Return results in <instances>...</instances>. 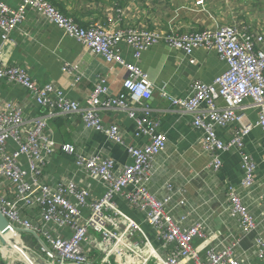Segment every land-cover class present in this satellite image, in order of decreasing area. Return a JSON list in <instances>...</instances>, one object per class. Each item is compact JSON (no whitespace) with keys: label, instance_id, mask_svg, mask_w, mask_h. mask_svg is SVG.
<instances>
[{"label":"built area","instance_id":"1","mask_svg":"<svg viewBox=\"0 0 264 264\" xmlns=\"http://www.w3.org/2000/svg\"><path fill=\"white\" fill-rule=\"evenodd\" d=\"M203 3L197 0L195 6ZM27 11L55 25L91 55L102 57L106 64L125 68L121 91L109 97L104 78L98 76L82 106L67 99L53 83L40 85L30 78L26 69L6 63L4 45ZM0 40V80L26 90L42 109L40 115L26 117L18 102L0 98V212L17 234H23L17 232L22 230L38 235L49 251L26 233L40 249L41 254L35 253L37 257L46 264H149L153 260L156 264H179L181 259L193 264H250L244 259V252L237 255L235 251L258 228L244 198L254 196L255 203L264 204V179L261 183L257 181L256 163L243 151V139L254 128L261 131L264 149V51L254 47V41L261 42L262 37L254 38L228 25L215 31L191 30L183 34L135 28L113 31L96 23L85 28L46 0H21L16 9L0 0ZM121 43L132 49L136 62L142 52L163 44L185 54L197 48L214 51L226 66L208 84L191 82V96L187 99L172 97L163 88L158 89L164 101L192 116V128L199 133L200 152L208 157V170L213 173L220 170L221 153L232 151L240 156L243 193L227 186L225 202L221 204L222 212L236 221L237 234L216 241L205 252L204 260L192 244L205 238V222L199 218L184 225L196 215L187 209L185 190L174 189L170 181H165L156 191L150 189L153 163L164 152L166 138L157 132L158 120L148 104L154 86L136 64H127L120 57ZM61 71L77 72L78 65L65 63ZM79 80L77 76L74 83ZM249 107L256 109L254 123L244 113ZM111 109L124 112L133 120L132 138L144 143L133 146L124 141L118 126L102 124L98 112ZM139 111L142 117L136 116ZM74 115L80 117L86 130L102 133L124 147L131 164L118 166L112 158L100 153L85 155L78 153L74 144L56 143L48 123L57 116ZM231 124H234L232 137L227 142L218 139L216 129ZM13 145L15 149L8 150ZM57 152L73 156L77 171L96 181L103 188L102 195L95 198L80 182L64 176L49 185L43 179V171ZM117 197L143 216L154 232L159 249L167 250L170 245L172 249L164 256L159 255L141 226L118 208ZM175 197V207L184 209L177 220H173L168 210ZM20 242L24 244L21 238ZM255 246L256 258L264 260V242L257 238Z\"/></svg>","mask_w":264,"mask_h":264},{"label":"crops","instance_id":"2","mask_svg":"<svg viewBox=\"0 0 264 264\" xmlns=\"http://www.w3.org/2000/svg\"><path fill=\"white\" fill-rule=\"evenodd\" d=\"M46 1L71 17L77 25L85 28L96 23L113 31L135 28L158 33L183 34L191 30L215 31L228 25L238 32L251 34L254 38L262 37L261 42L254 41V47L264 51V0H203V5L198 7L195 6L197 0ZM2 2L9 8L16 9L21 0ZM9 39L4 45L6 63L26 69L30 78L40 85L53 83L67 99L82 106L98 76L104 78L103 85L109 97L116 96L122 89L125 68L118 64L108 65L102 57L91 55L75 40L66 37L55 25L34 13L25 12L24 19L9 35ZM120 49V57L127 64H136L152 82L154 91L148 104L153 110V116L158 120L157 132L164 134L166 138L164 152L158 155L153 163L150 189L156 191L165 181H170L174 189L185 190L187 209H192L196 215L184 225L199 218L205 222V238L194 240L192 244L199 257L204 260L205 252L216 241L237 234L236 221L222 212L221 204L225 202L227 186L233 187L239 194L243 193L240 188L243 174L240 156L232 151L221 153L220 170L216 173L208 170V157L200 152L199 133L192 128V116L182 113L178 107L164 101L158 89L163 88L172 97L187 99L191 96V82L208 84L222 74L226 66L218 60L214 51H206L203 48L185 54L157 44L142 52L137 62L127 44L121 43ZM65 63L77 64L78 71L63 73L61 67ZM77 76H80V80L74 83ZM0 98L18 102L24 108L26 117H35L42 113V109L30 99L26 90L2 80ZM244 113L251 123L256 121V109L249 107ZM98 116L102 124L118 126L125 142L133 146L144 143V140H133L134 122L124 112L116 109L100 110ZM136 116L142 117V112H137ZM48 127L53 134H58L61 143L74 144L78 153H100L112 158L118 166L130 165L132 162L124 147L111 142L102 133L86 130L77 115L57 116L48 123ZM233 129L234 124H231L216 129L215 134L218 139L227 142L232 137ZM13 149L14 145L8 147V150ZM243 151L256 163L257 181L261 183L264 179V149L258 128H254L244 137ZM21 160L26 166L24 158ZM63 176L80 182L95 198L103 193V188L96 181L77 171L73 156L57 152L44 168L43 179L49 185H54ZM176 199L175 197L168 206L173 220H177L184 211L175 207ZM254 201L253 196L244 198L243 202L258 222L257 231L243 240L235 253L238 255L241 251L244 252V259L250 264H264V260L255 256V239L260 238L264 242V204L259 206ZM115 202L123 214L141 226L159 255L164 256L168 249H172L171 245L167 250L159 249L154 232L143 221V216L129 208L121 198H115ZM3 250L9 264L14 260L33 264L19 250L7 247H3ZM149 264H156V261L153 260ZM179 264L193 262L181 259Z\"/></svg>","mask_w":264,"mask_h":264},{"label":"bare ground","instance_id":"3","mask_svg":"<svg viewBox=\"0 0 264 264\" xmlns=\"http://www.w3.org/2000/svg\"><path fill=\"white\" fill-rule=\"evenodd\" d=\"M5 240V245L1 244V247H7L8 249H16L22 252L29 261L33 264H46L39 257L31 253L27 248H25L20 243V238L17 236V233L12 230L9 231L6 235L3 236Z\"/></svg>","mask_w":264,"mask_h":264},{"label":"water","instance_id":"4","mask_svg":"<svg viewBox=\"0 0 264 264\" xmlns=\"http://www.w3.org/2000/svg\"><path fill=\"white\" fill-rule=\"evenodd\" d=\"M53 139H54V141H55L56 143L61 144V140H60V137L58 136V134H53ZM11 230H12V228L9 227L8 222L6 221V219L4 218V216H3V215L1 214V212H0V244H3V245L6 244L3 236L6 235V234H7L9 231H11ZM15 230H16V229H15ZM17 232H22V233H24L22 230H17ZM25 233H29V234L33 235V236L36 238V240L39 241L40 245H41L42 247L46 248L45 245H44V244L41 242V240L39 239V237H38L37 234H35V233H33V232H25ZM18 236L21 237L20 234H18ZM20 243H21V242H20ZM21 244H22V243H21ZM22 245H23L25 248H27L24 244H22ZM27 249L30 251L29 248H27ZM46 250L49 251V249H47V248H46ZM34 255H35V254H34Z\"/></svg>","mask_w":264,"mask_h":264},{"label":"rangeland","instance_id":"5","mask_svg":"<svg viewBox=\"0 0 264 264\" xmlns=\"http://www.w3.org/2000/svg\"><path fill=\"white\" fill-rule=\"evenodd\" d=\"M22 241L24 242L25 245H27L31 250L30 252L33 254H41L40 249L38 248L36 242L34 241V239L31 236H28L26 234H21ZM3 248L0 247V262L2 263H6L7 264V259L5 254L3 253ZM35 254V255H36ZM14 264H24L22 261H14Z\"/></svg>","mask_w":264,"mask_h":264}]
</instances>
